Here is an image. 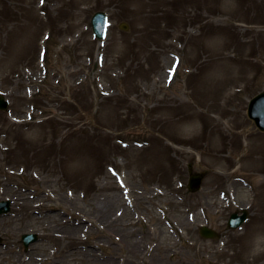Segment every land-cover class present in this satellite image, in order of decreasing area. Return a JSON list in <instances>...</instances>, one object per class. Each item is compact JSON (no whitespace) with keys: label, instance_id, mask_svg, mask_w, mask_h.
<instances>
[{"label":"rangeland","instance_id":"374dc122","mask_svg":"<svg viewBox=\"0 0 264 264\" xmlns=\"http://www.w3.org/2000/svg\"><path fill=\"white\" fill-rule=\"evenodd\" d=\"M262 91L264 0H0V264H264Z\"/></svg>","mask_w":264,"mask_h":264},{"label":"water","instance_id":"95a60500","mask_svg":"<svg viewBox=\"0 0 264 264\" xmlns=\"http://www.w3.org/2000/svg\"><path fill=\"white\" fill-rule=\"evenodd\" d=\"M92 26L94 30L95 37L99 40L105 38L107 33L108 21L107 16L103 12H98L92 18ZM127 29V28H126ZM0 109L7 110L8 103L5 99L0 96ZM248 116L252 119L256 125V127L264 132V92L260 93L256 97H254L250 103ZM204 176L197 175L192 176L189 182V188L191 192H197L201 189V185L203 182ZM10 210L9 202H1L0 203V214L8 213ZM247 219V211L244 210V215L242 217H238L236 214L231 218L229 227L237 228L239 227L245 220ZM201 235L205 238H217L218 235L209 230L206 227H203L201 230ZM25 248H28L31 244L38 241L37 235H24L22 237ZM0 244H2V239L0 238Z\"/></svg>","mask_w":264,"mask_h":264},{"label":"bare ground","instance_id":"6f19581e","mask_svg":"<svg viewBox=\"0 0 264 264\" xmlns=\"http://www.w3.org/2000/svg\"><path fill=\"white\" fill-rule=\"evenodd\" d=\"M10 184H11V182H8V185H10ZM17 193H18V191H17ZM19 198L25 200V198H27V196L24 193L21 192L19 194ZM110 204H111V202H110ZM107 209H110V207H108Z\"/></svg>","mask_w":264,"mask_h":264},{"label":"snow or ice","instance_id":"6c2138e0","mask_svg":"<svg viewBox=\"0 0 264 264\" xmlns=\"http://www.w3.org/2000/svg\"><path fill=\"white\" fill-rule=\"evenodd\" d=\"M42 2H43V0H42Z\"/></svg>","mask_w":264,"mask_h":264}]
</instances>
